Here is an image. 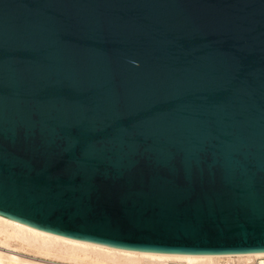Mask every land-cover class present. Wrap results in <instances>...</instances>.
Returning <instances> with one entry per match:
<instances>
[{
	"label": "water",
	"instance_id": "water-1",
	"mask_svg": "<svg viewBox=\"0 0 264 264\" xmlns=\"http://www.w3.org/2000/svg\"><path fill=\"white\" fill-rule=\"evenodd\" d=\"M0 215L264 252V0H0Z\"/></svg>",
	"mask_w": 264,
	"mask_h": 264
},
{
	"label": "bare ground",
	"instance_id": "bare-ground-1",
	"mask_svg": "<svg viewBox=\"0 0 264 264\" xmlns=\"http://www.w3.org/2000/svg\"><path fill=\"white\" fill-rule=\"evenodd\" d=\"M19 251L44 255L47 259L27 258L19 255ZM260 256L264 252L206 255L133 251L49 233L0 215V264H217L223 258L249 261Z\"/></svg>",
	"mask_w": 264,
	"mask_h": 264
},
{
	"label": "built area",
	"instance_id": "built-area-1",
	"mask_svg": "<svg viewBox=\"0 0 264 264\" xmlns=\"http://www.w3.org/2000/svg\"><path fill=\"white\" fill-rule=\"evenodd\" d=\"M217 264H264V256L256 257L249 261L237 257L223 258Z\"/></svg>",
	"mask_w": 264,
	"mask_h": 264
},
{
	"label": "rangeland",
	"instance_id": "rangeland-1",
	"mask_svg": "<svg viewBox=\"0 0 264 264\" xmlns=\"http://www.w3.org/2000/svg\"><path fill=\"white\" fill-rule=\"evenodd\" d=\"M3 250H5V251H8V249L7 248H3ZM9 251H11V250H9ZM17 253H19V255H21V253H22V255L21 256H25V257H27V258H36V259H38V260H40L41 258L42 259H47L44 255H36V254H34V253H31V252H26V251H22V252H17ZM25 254V255H24ZM31 254V255H30ZM28 255H30V256H28ZM38 256V257H37ZM55 261H60V260H55Z\"/></svg>",
	"mask_w": 264,
	"mask_h": 264
}]
</instances>
